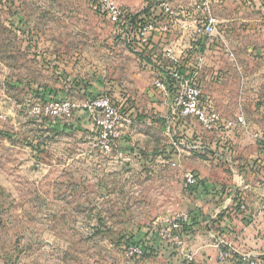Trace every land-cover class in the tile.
I'll return each mask as SVG.
<instances>
[{
    "label": "rangeland",
    "instance_id": "obj_1",
    "mask_svg": "<svg viewBox=\"0 0 264 264\" xmlns=\"http://www.w3.org/2000/svg\"><path fill=\"white\" fill-rule=\"evenodd\" d=\"M113 1L161 29L138 43L118 31L98 0H0V264H184L174 245L148 232L193 209L185 169L204 160L227 177L263 150L254 134L264 129V31L247 27L242 0L215 11L217 36L225 40L223 74L202 91L206 109L224 119L244 115V127L226 131L179 118L154 88L158 71L173 66L164 44L194 38L181 25L199 0ZM161 1L178 15L172 26L159 14ZM182 45L172 54L191 59V48ZM118 90L126 95L121 114L130 123L109 153L100 150L99 127L82 108L66 118L29 114L49 93L67 94L80 107ZM185 157V168L169 165L172 159L182 165ZM227 197L224 191L220 200ZM225 238L213 243L222 246ZM132 242L149 252L127 255Z\"/></svg>",
    "mask_w": 264,
    "mask_h": 264
},
{
    "label": "built area",
    "instance_id": "obj_2",
    "mask_svg": "<svg viewBox=\"0 0 264 264\" xmlns=\"http://www.w3.org/2000/svg\"><path fill=\"white\" fill-rule=\"evenodd\" d=\"M221 1L223 0H199L193 7L194 16H191L187 25H181L182 29L185 30L188 26H192L191 35L194 38H210L217 35L219 20L214 12V6ZM98 2L99 8L106 15V18L116 26L118 31L125 32L128 39L134 38L138 43L144 42L148 35L160 29L152 23H145L141 17L121 8L113 0H98ZM159 8V14L162 17H169L168 23L171 26L178 21L176 19L177 13L167 1H161ZM167 28L168 26L165 27V30ZM164 50L166 51L163 56L167 60H171L173 66L158 71L154 79V88L167 97L168 105L173 112L178 109L176 113L179 118L186 120L188 117H192L204 128L215 130L226 131L246 125L242 114L224 119L218 111L208 110L203 106L202 90L198 84V75L204 63L202 55H199L192 65H187L183 61L182 55L172 54L173 50L171 48ZM117 94L119 97L116 96ZM48 98H45L41 103L32 105L29 114L32 116L44 114L52 118H66L82 108L87 117L99 127V148L104 153L111 152L113 141L118 138L119 129L126 123H130V119L121 114L122 106L126 103V95L120 90L115 93L109 91L98 97H90L80 107L68 98ZM117 98L120 100H117ZM254 135L264 149V129L256 131ZM169 165L185 168L175 159L170 160ZM183 178L184 187L188 190L192 189L194 191L200 183L199 176L193 170L185 169ZM243 208L244 205L240 204V209ZM190 219L191 215L188 211H180L165 220L155 231L161 242L174 245L181 259L187 262H192L193 254L188 253L186 249L182 229ZM216 247L217 257L223 264H256L257 262L255 254L237 251L230 243L224 242L222 246L217 243ZM142 254L143 251L138 245H129L127 255L140 256ZM233 254L238 256L235 260Z\"/></svg>",
    "mask_w": 264,
    "mask_h": 264
},
{
    "label": "crops",
    "instance_id": "obj_3",
    "mask_svg": "<svg viewBox=\"0 0 264 264\" xmlns=\"http://www.w3.org/2000/svg\"><path fill=\"white\" fill-rule=\"evenodd\" d=\"M242 1L244 5L241 9L246 10L250 15L247 19H244L248 22L247 27L252 29L261 28L263 33L264 0ZM238 2L240 6L242 2L239 0H223L214 6V12L220 8L225 9L231 6L234 8L238 5ZM216 16L220 22L219 14H216ZM234 19L226 20L225 25L229 30L235 27V23H232ZM189 22L190 20L185 22L184 25ZM159 28L161 29V27ZM217 28H219L218 25ZM181 32L190 35L192 26H188L185 30L182 29ZM154 34L157 33L154 32ZM217 35L210 38H192L190 41L187 39V35V40L183 42V45L180 39L176 40L175 43L170 42L169 45L164 44V49L171 48L176 49V51H181L180 48L176 47V44L182 45L183 48L187 46L191 48L187 55L191 59L185 61L187 65H192L199 55L203 56L204 63L198 75L202 91L208 84L210 86V80L213 84L212 80L217 74H223L219 65L222 64L220 49L223 50L221 42L224 37L222 36L223 39H220ZM262 37H264V34ZM261 50L263 51V48ZM58 94L63 98H68L67 94L64 95L62 92ZM211 95H214V93L211 92ZM263 102L260 103L264 107ZM216 106L224 114H228L225 113L227 110L224 105L217 104ZM260 152L259 157L258 155H251L246 164L241 162L233 166L234 168L230 169L232 174L227 177L221 175V173H225L223 168L209 167L205 165L204 160H201L195 167L194 172L199 176L200 184L191 192L194 197L193 202H191L194 206L191 207L193 209H190L193 225L188 231L190 233L185 236L187 251L193 254L195 264H223L217 257L216 244L213 243V239L221 234L225 235V239L235 250L253 253L257 258L256 264H264V176H260L264 165V149ZM185 159L186 157L183 161ZM182 165H186V160ZM224 191L228 194V197L222 201L220 196ZM240 204L244 205L243 209H240ZM227 209L230 210L227 211ZM221 213L224 214L220 215ZM215 228H219L218 231H215ZM220 231L223 233H220Z\"/></svg>",
    "mask_w": 264,
    "mask_h": 264
},
{
    "label": "trees",
    "instance_id": "obj_4",
    "mask_svg": "<svg viewBox=\"0 0 264 264\" xmlns=\"http://www.w3.org/2000/svg\"><path fill=\"white\" fill-rule=\"evenodd\" d=\"M172 87L174 86V85H171ZM48 95H50V93L48 94ZM49 97H51V96H49ZM53 97V96H52ZM55 97V96H54ZM53 97V98H54ZM92 97H95V96H92ZM123 110H121V111H124L125 112V110H127L128 109V105L127 104H125L124 106H123V108H122ZM83 111V110H82ZM85 113V112H84ZM200 184V183H199ZM190 213V215L192 214V212L190 211L189 212ZM192 225H193V218H191L190 220H189V222L184 226V228L182 229V234L184 235V236H186L187 234H189L190 232H188L191 228H192ZM148 235H151V236H153V238H156L157 239V241L160 243L161 241L159 240V238H158V236L156 235V233H149L148 232ZM152 238V239H153ZM132 244H135V245H138L141 249H142V251H143V253L145 254V252H149L148 251V247H146V246H143V245H140V244H138L137 242H132ZM238 256L236 255V254H233V259L235 260L236 258H237ZM183 261V263L184 264H193V262H187V261H185V260H182Z\"/></svg>",
    "mask_w": 264,
    "mask_h": 264
}]
</instances>
